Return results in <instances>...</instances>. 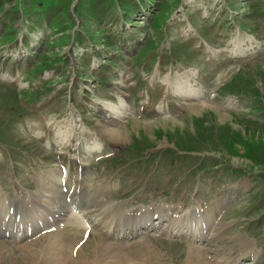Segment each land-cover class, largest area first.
<instances>
[{
    "label": "rangeland",
    "instance_id": "374dc122",
    "mask_svg": "<svg viewBox=\"0 0 264 264\" xmlns=\"http://www.w3.org/2000/svg\"><path fill=\"white\" fill-rule=\"evenodd\" d=\"M177 75L193 78L195 95L171 94L164 81ZM49 170L68 172L65 185L77 174L60 201L45 190ZM89 190L154 212L137 234L110 237L144 249L134 259L113 243L131 262L184 264L197 249L209 264H264V0H0V195L26 203L25 216L39 204L53 217L71 195L85 211ZM198 205L218 210L197 245L168 217ZM88 221L80 244L102 235ZM51 225L20 241L0 235V264H30L49 235L63 245Z\"/></svg>",
    "mask_w": 264,
    "mask_h": 264
},
{
    "label": "bare ground",
    "instance_id": "6f19581e",
    "mask_svg": "<svg viewBox=\"0 0 264 264\" xmlns=\"http://www.w3.org/2000/svg\"><path fill=\"white\" fill-rule=\"evenodd\" d=\"M191 79L192 77L190 76H187V79L185 80L182 78V76L177 75L175 78H172V80L170 81L166 80L165 78L164 83H167L170 86L171 91L174 92L176 96L180 95L182 97H188L190 95H195L193 94L195 87L193 83L190 82ZM203 106L204 104H200V103H190L189 104V108L192 112L199 110ZM214 107L217 108L221 113H223L222 119H225L227 117V114L226 112L223 111V109L215 105ZM103 131L107 137H109L111 140L117 143L123 140L126 134V131L124 129L111 128V127L106 128V126L105 128H103ZM49 171L50 172L46 175V177H47V180H50V183L47 184L45 190L47 194L51 195L50 197L52 199L60 201L62 197L57 199L56 196L59 195V191L57 190L62 191L61 190L62 186L65 184H62L61 182L65 179L66 173L68 176V172H65L63 173V175L61 174L62 176H59L60 172L58 170H54V171L49 170ZM70 177L72 179L71 174H70ZM89 178L90 177L88 174L87 176L84 177L85 181L86 179L88 180L87 185H89L88 184ZM91 190H89L90 191L89 193L91 194L93 192H96L95 190L93 192ZM97 195H98V198H97ZM45 197H46L45 200L47 201L48 196L45 195ZM95 197H96L95 199L96 203L100 204L101 203L100 194L98 193L95 194ZM5 201H6V198H4L3 195H0V233H5V229H9L7 225H11L12 227L11 229H9V232L11 230L12 232L11 234L14 236L15 239L17 237L21 238L22 236H26L28 234V231H27L28 225L26 224L28 221L26 222V220L23 217H20L19 221L16 223L18 224V227H14V224H15V221L13 219L14 211H12V209L7 205ZM62 205L63 207L53 210L54 212L53 217L55 218V221L58 224L64 221V224H62V227H63L62 229L64 230V237H65L63 245H61L60 243H56V241L54 242V238L52 237V235L48 236L49 240L44 245V248L42 249L37 248L33 244V248L32 249L29 248V252H28L30 253L29 255L30 264H141L139 263V261L137 262L136 260L131 262L130 260H134V259L132 258L130 259L127 254L121 253L119 251L120 249H117L118 248L116 247L117 245L113 246V243L111 244V242H109L111 240L108 241L107 238H105L107 236L106 233H104L103 236H98L95 243L93 244L83 242L82 244H80V246H78L77 248H74L75 243L78 242L79 240L78 238H80V236L82 237V233L84 229L82 225L80 224V222L78 221L73 222L71 221L70 217L67 216V213H68L67 210H69V208H67L68 204L66 205V203L64 202ZM215 206L214 208L212 207V209L207 211L206 213L202 211L200 212V210L199 211L194 210L192 214L185 216L184 218L183 216L182 218L178 216L177 212H172L173 214L169 215L168 219H169V222H173V220L175 219L179 221L180 226L179 225L178 226L179 227L182 226L181 230L185 233H190V238L195 240L196 244L198 245L200 244V242H197V241L201 240L202 237L206 236V232L208 231V230H204L205 225L206 226L208 225L210 227L212 224V218L213 220L216 219L214 217L218 209H216ZM34 209L36 211V209L38 208H34ZM97 210L98 208L95 209V212ZM15 212H16V209H15ZM100 213L101 212L98 213L99 218H100ZM133 213L134 212L131 213L130 219L123 221L122 223L123 229L121 232H119L120 234L118 233V235L120 236L131 235L136 232L137 228H140L146 224L147 216L146 218L142 217L141 219H138L136 215H132ZM148 213L149 211L146 212L145 214H148ZM151 213H153V211H151ZM168 213L170 214V212ZM39 220H42V219H40L39 217ZM148 221H149V217H148ZM111 222L108 223L107 230H110V227L113 228V224H111ZM21 223H23L24 228L20 227ZM38 223L39 221L36 220V224ZM3 224H7V225L3 227L2 226ZM36 224L35 225L33 224V226L30 227L31 231L33 227L35 228L37 226ZM115 224L116 225L118 224L117 220H115ZM25 250L28 251L27 249ZM245 253L246 252L244 251V254ZM204 255L202 252L196 249L189 254V257L186 258V260L184 261V264H209L208 257H204ZM124 256L128 258L125 259Z\"/></svg>",
    "mask_w": 264,
    "mask_h": 264
}]
</instances>
